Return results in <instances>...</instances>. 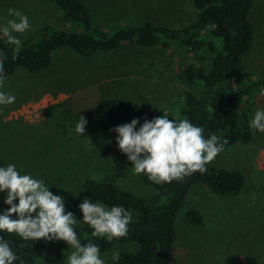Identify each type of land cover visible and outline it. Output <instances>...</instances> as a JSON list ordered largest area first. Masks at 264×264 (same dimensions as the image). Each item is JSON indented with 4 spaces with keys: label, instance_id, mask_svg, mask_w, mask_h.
I'll return each mask as SVG.
<instances>
[{
    "label": "rangeland",
    "instance_id": "rangeland-1",
    "mask_svg": "<svg viewBox=\"0 0 264 264\" xmlns=\"http://www.w3.org/2000/svg\"><path fill=\"white\" fill-rule=\"evenodd\" d=\"M82 1L95 27L105 30L123 26L134 16L172 29L188 26L197 17L193 0ZM10 8L29 18L30 30L16 34L22 42L46 26L73 28L50 0H0V22L10 18ZM250 20L255 41L235 85L239 90L249 89L242 111L254 114L257 107L264 106V88L255 86L264 77V0H254ZM189 63L196 61L178 49L126 45L91 57L62 49L44 72L31 74L18 69L0 88L16 98L12 104L0 105V166L13 163L21 174L44 180L54 195L64 199L65 211L72 212L78 221L82 219L78 205L89 199L83 185L90 179L151 197L155 191L144 185L140 175L133 174L131 163L115 143L116 134L108 137L94 130L91 120L100 99H120L143 112L179 120L173 104L191 89L179 81L178 73L181 65ZM47 96L58 98L32 119H15L18 109ZM80 116L87 120L85 137L74 132ZM208 164L241 172L245 185L236 197L213 194L202 186L191 189L175 222L173 264H264V132L247 145L223 150ZM4 198L0 194L2 210L7 208ZM193 210L203 216L199 226L185 221ZM138 248L135 243L117 245L101 256L113 264L114 251L122 254ZM63 262L64 256L57 264ZM28 264L46 263L36 260Z\"/></svg>",
    "mask_w": 264,
    "mask_h": 264
},
{
    "label": "trees",
    "instance_id": "trees-1",
    "mask_svg": "<svg viewBox=\"0 0 264 264\" xmlns=\"http://www.w3.org/2000/svg\"><path fill=\"white\" fill-rule=\"evenodd\" d=\"M50 1L61 11L64 22L73 28L46 26L23 41L19 51L0 36V76L3 80L20 68L31 74L48 70L54 54L62 49L82 57L113 52L126 45L178 49L196 61L179 68V81L191 89L173 104L179 120L188 119L200 126L205 138L214 134L226 141L223 150L238 144L247 145L260 133L249 127L253 112L242 111L249 89L239 90L235 85L239 68L255 41V28L250 20L254 0H193L196 20L180 29L155 26L134 16L123 26L108 30L95 27L82 0ZM255 86L264 88V77L259 78ZM160 115L143 112L120 99H100L91 127L109 137L113 133L110 129L115 126L134 118L142 123L145 118L150 120ZM205 167L204 172L196 171L182 180L164 184L153 183L141 174L144 185L155 191L149 198L124 191L112 182L87 180L83 189L90 200L123 206L131 212L133 222L125 237L109 241L106 237L92 236L89 227H75L78 238L82 244L89 240L96 243L101 255L117 245L135 243L139 246L137 250L120 254L115 264H173L175 222L191 189L202 186L213 194L236 197L245 185V177L239 171L210 167L208 163ZM185 221L199 226L203 216L199 211H189ZM0 236L10 242L13 251L26 264L36 260L57 264L68 249L62 241L23 240L6 232Z\"/></svg>",
    "mask_w": 264,
    "mask_h": 264
},
{
    "label": "clouds",
    "instance_id": "clouds-1",
    "mask_svg": "<svg viewBox=\"0 0 264 264\" xmlns=\"http://www.w3.org/2000/svg\"><path fill=\"white\" fill-rule=\"evenodd\" d=\"M8 16L9 19L0 22V36L19 51L22 41L16 34L26 33L31 24L19 9H8ZM2 87L3 77L0 76ZM15 99L14 95L0 91V105L12 104ZM86 125L85 117L76 118L74 132L84 136ZM249 127L264 132V106L256 108ZM110 131L116 134L115 143L131 163L133 174H143L156 184L171 183L196 171H206V164L221 153L227 143L214 134L205 138L203 129L188 119H169L163 114L150 120L145 118L142 123L134 118ZM0 194L5 195L3 203L7 205L0 211V233L15 234L23 240L62 241L68 246L63 264H107L96 243L91 240L81 243L76 225H87L92 229V236L111 241L125 237L133 222L131 212L123 206H108L87 198L78 205L82 213L78 221L72 212L65 211L64 199L54 195L44 180L21 174L13 163L0 166ZM119 259V251H114V264ZM14 262L26 264L13 251L10 242L0 236V264Z\"/></svg>",
    "mask_w": 264,
    "mask_h": 264
},
{
    "label": "built area",
    "instance_id": "built-area-1",
    "mask_svg": "<svg viewBox=\"0 0 264 264\" xmlns=\"http://www.w3.org/2000/svg\"><path fill=\"white\" fill-rule=\"evenodd\" d=\"M57 98L58 96H47L40 100L38 103H30L26 106H23L14 114L16 117L15 119H32L37 115L38 111L42 109L45 110V108L47 109V107L49 108V106H51L53 102L57 100Z\"/></svg>",
    "mask_w": 264,
    "mask_h": 264
}]
</instances>
